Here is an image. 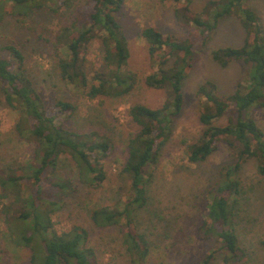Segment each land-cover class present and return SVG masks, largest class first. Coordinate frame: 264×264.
Here are the masks:
<instances>
[{"label": "trees", "instance_id": "1", "mask_svg": "<svg viewBox=\"0 0 264 264\" xmlns=\"http://www.w3.org/2000/svg\"><path fill=\"white\" fill-rule=\"evenodd\" d=\"M51 1L55 4V0H0V21L8 15L17 19L31 16ZM65 1L59 0V4ZM87 1L89 10L78 12L55 36V67L78 95L88 99L124 97L136 83V75L127 68L128 42L116 18L125 0ZM173 1L178 4L181 0ZM245 2L207 0L201 8L192 10L193 0H184L174 11L179 22L194 28L184 38L163 35L153 26L140 30L147 52L157 65L145 75L144 82L165 89L167 98L157 108L141 103L127 108V116L137 130L127 139V155L119 171L126 180L124 192L114 205L85 208L94 226L118 229L132 264H176L188 254L176 239L161 244L168 237L160 228L159 234H153L157 222L163 220L141 225L136 215L148 207L151 166L169 137L172 122L182 111L186 71L210 33L232 15L243 28L242 44L217 47L211 57L222 67L240 61L245 69L230 93H221L211 80L198 86V119L203 127L185 146L187 160L194 164L207 161L222 144L231 155L230 161L218 168L213 183L204 187L206 205L196 221V232L201 241L212 246L194 256L196 264H211L215 258L223 264H255L252 252L242 245L236 208L247 199L239 179L243 164L254 160L256 171L264 175V130L252 115L254 109L264 108V29L255 10ZM95 40L103 50L102 69L89 76L86 54ZM0 91L15 115L16 134L32 147L31 155L22 163L0 167L4 226L0 228V263L27 248L29 264H98L97 252L89 246L88 230L74 225L57 231L52 215L63 196H79L83 187L101 188L106 180L103 161L113 150L111 139L103 130L71 128L69 122L76 111L73 102L58 99L46 104L25 68L23 52L13 43L0 44ZM222 118L225 122L220 124ZM64 161L71 162L73 171L64 170ZM43 179H47L52 194H43Z\"/></svg>", "mask_w": 264, "mask_h": 264}, {"label": "rangeland", "instance_id": "2", "mask_svg": "<svg viewBox=\"0 0 264 264\" xmlns=\"http://www.w3.org/2000/svg\"><path fill=\"white\" fill-rule=\"evenodd\" d=\"M183 1L177 4L173 0H125L116 13L128 42L130 55L127 68L136 75L133 90L121 98L97 96L88 99L78 95L66 85L55 67V36L61 27L71 23L78 12L89 10L87 0H66L61 5L59 0H55V4L51 1L47 7L38 9L31 16L17 19L8 15L0 21V44L13 43L23 52L25 68L44 102L49 105L58 99L73 102L76 111L69 126L81 131L103 130L113 143L112 152L103 161L106 180L101 188L93 190L83 187L79 196L78 193L63 196V202L60 201L52 215L57 231L68 230L74 225L88 230L89 246L97 252L98 264H132L121 243L118 229L114 226H94L85 208L94 204L114 205L119 194L124 192L126 180L119 171L127 155V139L137 130L126 110L135 103L157 108L167 98L165 89L152 88L144 82L145 75L156 70L157 65L153 64L155 60L147 52V44L141 38L140 30L144 26H153L163 35L184 38L194 28L190 24H182L175 17L174 11L182 7ZM206 1L193 0L191 9L201 8ZM245 4L255 10L264 29V0H246ZM243 37V28L238 18L232 15L220 21L210 33L202 51L195 56L192 67L186 71L182 111L172 122L169 137L150 169L153 175L148 184V207L136 215L141 225L163 220L157 222L156 229H153L154 235L159 234L160 228L168 237L161 244L176 239L178 243L182 242L179 247L187 248L186 257L183 256L178 262L174 258L176 264H196L194 255L199 252L198 256L212 246L211 242L199 239L196 221L205 210L204 187L213 183L218 168L231 159L229 150L222 144L205 162L194 164L187 160L185 146L199 136L203 127L198 119L196 90L206 80L214 81L224 94L234 89L245 69L244 64L233 60L222 67L212 59L211 51L222 46L237 47L242 44ZM102 56L100 44L93 41L85 61L89 76L102 69ZM252 115L264 130V108L254 109ZM14 121L15 115L0 91V167L7 163L20 164L32 152L31 145L22 142L16 134ZM218 122L224 123L225 118ZM63 168L66 172L73 171L71 162L66 161ZM239 179L247 198L236 208L242 245L252 252L255 264H264V175L256 171L255 162L251 159L243 164ZM42 184L43 194H52L47 179H43ZM175 220L178 222L174 223ZM3 227L0 215V228ZM29 254L27 248H22L12 256L5 257L0 264H29ZM211 264L223 263L215 258Z\"/></svg>", "mask_w": 264, "mask_h": 264}]
</instances>
